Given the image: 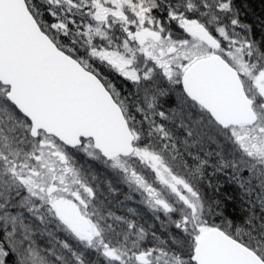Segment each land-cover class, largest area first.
Here are the masks:
<instances>
[{
    "label": "snow or ice",
    "instance_id": "6c2138e0",
    "mask_svg": "<svg viewBox=\"0 0 264 264\" xmlns=\"http://www.w3.org/2000/svg\"><path fill=\"white\" fill-rule=\"evenodd\" d=\"M0 264H264V0H0Z\"/></svg>",
    "mask_w": 264,
    "mask_h": 264
},
{
    "label": "trees",
    "instance_id": "16d2710c",
    "mask_svg": "<svg viewBox=\"0 0 264 264\" xmlns=\"http://www.w3.org/2000/svg\"><path fill=\"white\" fill-rule=\"evenodd\" d=\"M254 2H255L256 4H259V3H260V0H254Z\"/></svg>",
    "mask_w": 264,
    "mask_h": 264
}]
</instances>
